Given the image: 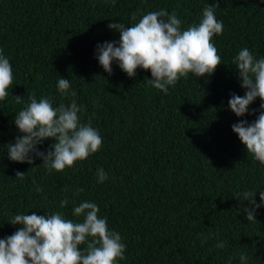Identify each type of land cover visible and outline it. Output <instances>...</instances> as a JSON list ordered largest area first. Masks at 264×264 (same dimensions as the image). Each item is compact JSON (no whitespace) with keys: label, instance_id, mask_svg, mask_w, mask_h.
I'll return each mask as SVG.
<instances>
[{"label":"trees","instance_id":"obj_1","mask_svg":"<svg viewBox=\"0 0 264 264\" xmlns=\"http://www.w3.org/2000/svg\"><path fill=\"white\" fill-rule=\"evenodd\" d=\"M216 3L224 28L212 43L222 64L211 76L189 73L165 94L145 81L150 70L129 77L113 61L110 75L99 64L97 45L119 41L109 24L131 26L148 12L167 10L186 30ZM242 48L264 58V0H0V49L14 76L0 101V239L21 227L10 224L15 214L60 212L82 220L73 208L88 201L126 245L118 264H244L241 253L246 264H264V165L232 130L241 120L255 121L262 101L243 117L228 106L231 94L246 92L232 63ZM62 77L70 81L67 95L58 90ZM33 93L54 107L72 100L83 106L78 115L99 131L100 150L63 172L49 170L35 154L33 164L12 161L7 145L21 135L15 116ZM53 143L38 148L47 153ZM100 168L108 176L102 183ZM17 171L24 177L16 178ZM245 191L257 192L262 204L255 221L246 218L244 209L254 206L242 199Z\"/></svg>","mask_w":264,"mask_h":264},{"label":"clouds","instance_id":"obj_2","mask_svg":"<svg viewBox=\"0 0 264 264\" xmlns=\"http://www.w3.org/2000/svg\"><path fill=\"white\" fill-rule=\"evenodd\" d=\"M217 7L219 3L205 6L200 23L186 30L181 29L177 13L169 14L167 10L148 12L131 26L113 22L108 27L120 33L119 41L97 45L99 64L110 75L113 61L129 77H135L138 68L150 70L152 79L145 78V81L165 94L169 86H175L189 73L198 78L211 76L222 64L218 49L212 43L214 36L223 34L224 28L215 16ZM132 20H136V13L132 14ZM232 63L246 92L244 96L231 94L228 103L231 111L243 117L257 98L262 101L255 121L249 124L241 120L232 125V130L246 145L248 155L264 165V58L256 59L248 48H242ZM13 79L12 65L0 49V101L8 96ZM57 84L62 94H69V79L62 77ZM14 99L17 104L23 102V97ZM82 111L83 106H78L75 100L68 106L61 103L54 107L49 98L37 100L33 93L15 116L14 123L21 135L7 145L8 157L14 162L33 164L35 154L43 160V166L57 172L87 159L100 150L103 140L91 119L81 122L78 114ZM47 139L55 143L45 153L38 145ZM24 175L17 171L16 178ZM97 177L101 183L108 179L103 168L98 169ZM76 191L79 194L83 189ZM256 196L257 192L253 191L242 193V199L254 206L244 209L250 222L256 220L255 209L262 206ZM259 196L264 202V191H259ZM60 203L62 208L66 207L67 198ZM99 212L96 203L82 201L72 212L74 217H83L82 220L66 219L60 212L15 214L10 224L21 227L0 239V264H118L125 258L126 245L118 232L109 230L107 218L99 217ZM216 247L223 248L224 244L217 243ZM239 259L246 264L248 257L241 253Z\"/></svg>","mask_w":264,"mask_h":264}]
</instances>
